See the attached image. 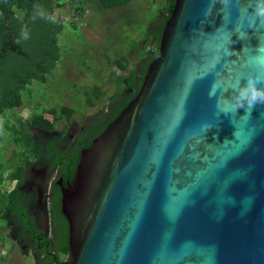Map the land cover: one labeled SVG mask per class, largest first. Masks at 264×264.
Listing matches in <instances>:
<instances>
[{
  "label": "water",
  "instance_id": "water-1",
  "mask_svg": "<svg viewBox=\"0 0 264 264\" xmlns=\"http://www.w3.org/2000/svg\"><path fill=\"white\" fill-rule=\"evenodd\" d=\"M261 9L175 0L138 95L62 190L64 264H264V103L231 106L264 81Z\"/></svg>",
  "mask_w": 264,
  "mask_h": 264
},
{
  "label": "trees",
  "instance_id": "trees-1",
  "mask_svg": "<svg viewBox=\"0 0 264 264\" xmlns=\"http://www.w3.org/2000/svg\"><path fill=\"white\" fill-rule=\"evenodd\" d=\"M131 1L0 0V155H5L0 160V219L10 208L20 214L14 193H7L4 189L6 182L20 180L29 162L35 163L44 152L51 154L55 148L50 137L56 130L61 135L65 134L71 118L81 114V111L65 105L62 101L54 106H45L35 98L39 87L50 88L57 79L65 80L68 86L83 82V75L80 71L78 73L77 70L80 69L76 66L80 62L69 57L65 46L61 44L67 25L76 28V24L82 19H92L97 15L104 18L108 12L124 15L128 30L137 23L135 34L128 36L126 31L121 30L119 36L117 35L121 42L129 39V46L127 50H118L114 59L107 60L108 80H102L104 85L101 89L104 87L109 90L105 94V102L110 107L108 109L103 106L102 112H107L109 119L105 121L103 118L104 125H97L96 129L91 130V136L84 144L81 141L74 145L69 165L72 176L80 151L88 148L138 95L144 75L158 54L162 31L172 14L175 0H151L149 5L142 6L138 17L131 13ZM38 11H42L44 15H39ZM58 12L68 17L69 21L58 18ZM23 29L27 30L28 39L21 37ZM110 36L114 37L113 34ZM113 41L110 39V43ZM64 63L68 65L65 66ZM73 69V75H78V78L70 83V78L64 75L71 73ZM24 110L28 111L25 116ZM37 133L47 135V144L39 142ZM59 155L65 156L64 153ZM4 167L10 170L7 177L2 173L6 170ZM59 210L60 206L56 210L61 231L59 260L67 262L70 251L66 222Z\"/></svg>",
  "mask_w": 264,
  "mask_h": 264
},
{
  "label": "flooded vegetation",
  "instance_id": "flooded-vegetation-1",
  "mask_svg": "<svg viewBox=\"0 0 264 264\" xmlns=\"http://www.w3.org/2000/svg\"><path fill=\"white\" fill-rule=\"evenodd\" d=\"M77 78L78 75H73L70 83ZM61 101H65V105L69 107L72 105L69 97L65 96ZM104 106L108 109L110 107L106 102ZM91 110L94 111V107ZM24 112L28 114L27 110ZM100 114V117L95 118L93 116L96 113L90 111L74 115L65 134L61 135L59 130H56L50 137L55 148L51 154L44 152L38 156L35 163L29 162L20 180L6 182L4 189L7 193H14L20 214L10 208L0 219V264H64L66 262L59 260L61 231L56 210L60 206L61 213L62 190L71 185L75 174L74 171L72 176L69 167L71 151L76 143L83 141L84 144L91 136L89 132L96 129L97 125H104L103 118L105 121L109 119L107 112ZM37 134L39 142L43 145L47 144V135ZM59 153H64L65 156ZM66 230L69 237L67 222Z\"/></svg>",
  "mask_w": 264,
  "mask_h": 264
},
{
  "label": "rangeland",
  "instance_id": "rangeland-1",
  "mask_svg": "<svg viewBox=\"0 0 264 264\" xmlns=\"http://www.w3.org/2000/svg\"><path fill=\"white\" fill-rule=\"evenodd\" d=\"M150 3L151 0H132L130 4L132 15L138 17L142 6ZM56 16L69 21V18L61 12L56 13ZM79 22L76 24V28L67 25L61 38L63 40H61V44L65 46L66 54L69 57L80 62L79 66H76L80 69L77 70L78 73L80 71V74L83 75L81 78L83 82L80 85L68 86L65 80L57 79L50 88L39 87L37 89L39 94L37 93L35 98L45 106H54L66 96L71 99V108L81 111L80 113L85 111L95 113L104 106L105 94L109 93V90L104 89V87L101 89V86L104 85L102 80L103 82L108 80L107 60L114 59L118 50H127V46H129V39L121 42L118 37L119 33L121 30L126 31L128 36L136 33L137 23L128 30L125 16L118 12H108L104 18L99 15L92 17V19L86 17ZM111 34L114 37H111ZM110 39L114 40L113 43H110ZM64 64L65 66L68 65V63ZM73 74H75L74 69L71 73H66L64 77L71 79ZM90 106L94 107V111L90 109ZM23 115L25 116L26 112H23ZM4 156L0 155V160L4 159ZM4 168L6 169V167ZM9 171L6 169L2 173L6 175L10 173Z\"/></svg>",
  "mask_w": 264,
  "mask_h": 264
},
{
  "label": "clouds",
  "instance_id": "clouds-1",
  "mask_svg": "<svg viewBox=\"0 0 264 264\" xmlns=\"http://www.w3.org/2000/svg\"><path fill=\"white\" fill-rule=\"evenodd\" d=\"M264 4V0H261ZM38 14L43 16L42 11H38ZM260 15H264V9L259 10ZM21 37L28 39V32L26 29L21 31ZM264 81H261L260 77L249 78L243 85L238 86L235 95L231 99L232 109L245 108L251 110V108L257 103H264Z\"/></svg>",
  "mask_w": 264,
  "mask_h": 264
}]
</instances>
